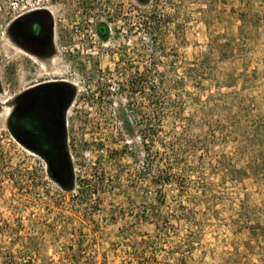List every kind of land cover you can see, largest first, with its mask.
Masks as SVG:
<instances>
[{
	"label": "rangeland",
	"instance_id": "rangeland-1",
	"mask_svg": "<svg viewBox=\"0 0 264 264\" xmlns=\"http://www.w3.org/2000/svg\"><path fill=\"white\" fill-rule=\"evenodd\" d=\"M5 2L0 264H264V0H57L50 62ZM50 78L77 90L70 191L8 127Z\"/></svg>",
	"mask_w": 264,
	"mask_h": 264
},
{
	"label": "flooded vegetation",
	"instance_id": "flooded-vegetation-1",
	"mask_svg": "<svg viewBox=\"0 0 264 264\" xmlns=\"http://www.w3.org/2000/svg\"><path fill=\"white\" fill-rule=\"evenodd\" d=\"M57 0H6L11 43L31 58L50 62L58 40ZM61 22V21H60ZM24 88L11 99L8 127L16 139L45 164L49 176L64 190L74 181L68 121L76 109V85L50 78ZM3 89L0 83V96ZM0 101V111L3 108ZM67 191V190H66Z\"/></svg>",
	"mask_w": 264,
	"mask_h": 264
},
{
	"label": "trees",
	"instance_id": "trees-1",
	"mask_svg": "<svg viewBox=\"0 0 264 264\" xmlns=\"http://www.w3.org/2000/svg\"><path fill=\"white\" fill-rule=\"evenodd\" d=\"M104 32L106 33V32H107V29H106L103 25H100V26L98 27V34H99V36H100L103 40H107L108 35H104ZM130 131H131V129H130ZM71 179H72V181H73V176L71 177ZM65 190L70 191V190H71V187L68 188V189H65Z\"/></svg>",
	"mask_w": 264,
	"mask_h": 264
}]
</instances>
